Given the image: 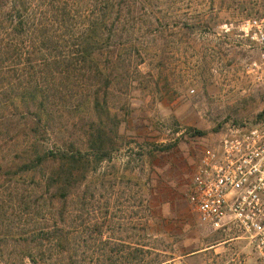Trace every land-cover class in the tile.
Instances as JSON below:
<instances>
[{
	"label": "rangeland",
	"instance_id": "obj_1",
	"mask_svg": "<svg viewBox=\"0 0 264 264\" xmlns=\"http://www.w3.org/2000/svg\"><path fill=\"white\" fill-rule=\"evenodd\" d=\"M158 6L170 17L158 43L167 59L141 67L146 83L114 89L122 146L95 166L93 204L64 210V264H261L244 241L203 226L186 196L201 151L264 115V85L246 75L253 53L238 36L241 22L264 17V0ZM13 147L0 144V158ZM13 173L0 172V264H29L50 204L32 177Z\"/></svg>",
	"mask_w": 264,
	"mask_h": 264
},
{
	"label": "trees",
	"instance_id": "obj_2",
	"mask_svg": "<svg viewBox=\"0 0 264 264\" xmlns=\"http://www.w3.org/2000/svg\"><path fill=\"white\" fill-rule=\"evenodd\" d=\"M158 7V0H0V144L14 146L0 172L32 177L50 204L29 264H64V210L93 204L94 168L122 146L114 89L146 83L153 75L141 67L167 59L158 43L170 17Z\"/></svg>",
	"mask_w": 264,
	"mask_h": 264
},
{
	"label": "built area",
	"instance_id": "obj_3",
	"mask_svg": "<svg viewBox=\"0 0 264 264\" xmlns=\"http://www.w3.org/2000/svg\"><path fill=\"white\" fill-rule=\"evenodd\" d=\"M238 31L253 53L246 75L264 85V17L241 22ZM186 198L203 226L244 241L264 264V116L228 127L201 151Z\"/></svg>",
	"mask_w": 264,
	"mask_h": 264
},
{
	"label": "crops",
	"instance_id": "obj_4",
	"mask_svg": "<svg viewBox=\"0 0 264 264\" xmlns=\"http://www.w3.org/2000/svg\"><path fill=\"white\" fill-rule=\"evenodd\" d=\"M191 186V185H190ZM189 189H190V187H189ZM189 191V190H188Z\"/></svg>",
	"mask_w": 264,
	"mask_h": 264
}]
</instances>
